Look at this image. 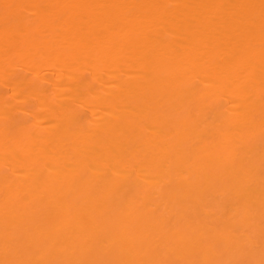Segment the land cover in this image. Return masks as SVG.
<instances>
[{
	"label": "bare ground",
	"instance_id": "bare-ground-1",
	"mask_svg": "<svg viewBox=\"0 0 264 264\" xmlns=\"http://www.w3.org/2000/svg\"><path fill=\"white\" fill-rule=\"evenodd\" d=\"M0 264H264V0H0Z\"/></svg>",
	"mask_w": 264,
	"mask_h": 264
}]
</instances>
